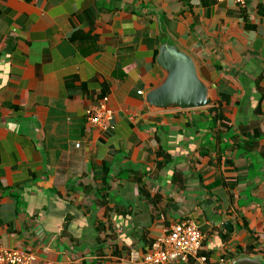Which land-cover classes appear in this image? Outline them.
<instances>
[{"label": "crops", "instance_id": "obj_1", "mask_svg": "<svg viewBox=\"0 0 264 264\" xmlns=\"http://www.w3.org/2000/svg\"><path fill=\"white\" fill-rule=\"evenodd\" d=\"M212 1L0 0V246L142 264L192 220L211 264H264V0ZM165 40L213 106L149 108ZM103 97L105 128L87 119Z\"/></svg>", "mask_w": 264, "mask_h": 264}, {"label": "water", "instance_id": "obj_2", "mask_svg": "<svg viewBox=\"0 0 264 264\" xmlns=\"http://www.w3.org/2000/svg\"><path fill=\"white\" fill-rule=\"evenodd\" d=\"M157 63L164 71L159 84L145 94L151 109H196L213 106L216 102L211 84L204 79L194 57L170 40L159 49ZM228 228L230 222H226ZM230 264H260L259 258L239 257Z\"/></svg>", "mask_w": 264, "mask_h": 264}, {"label": "built area", "instance_id": "obj_3", "mask_svg": "<svg viewBox=\"0 0 264 264\" xmlns=\"http://www.w3.org/2000/svg\"><path fill=\"white\" fill-rule=\"evenodd\" d=\"M230 1L236 5L244 4V0ZM113 114L108 107V97H103L98 104L88 108L87 119L105 128ZM76 147H80V144ZM203 240L204 234L195 222L182 220L151 243L142 264H169L174 260L187 261L190 258H195L197 264H211L206 256L199 255ZM34 261L35 254L30 250L0 246V264H33Z\"/></svg>", "mask_w": 264, "mask_h": 264}, {"label": "trees", "instance_id": "obj_4", "mask_svg": "<svg viewBox=\"0 0 264 264\" xmlns=\"http://www.w3.org/2000/svg\"><path fill=\"white\" fill-rule=\"evenodd\" d=\"M212 2H213L212 0H201V3H202L204 6H208V5H210ZM210 110L215 111V112L217 113L218 117H221L220 112H219L218 109L210 108Z\"/></svg>", "mask_w": 264, "mask_h": 264}]
</instances>
